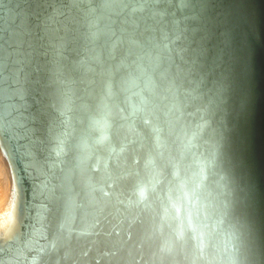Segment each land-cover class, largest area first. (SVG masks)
I'll use <instances>...</instances> for the list:
<instances>
[{
	"label": "bare ground",
	"instance_id": "obj_1",
	"mask_svg": "<svg viewBox=\"0 0 264 264\" xmlns=\"http://www.w3.org/2000/svg\"><path fill=\"white\" fill-rule=\"evenodd\" d=\"M106 118L135 124L158 168L180 171L179 214L150 195L128 213V243L127 223L106 240L91 215L66 238L73 184L96 162ZM49 123L50 146L63 140L72 153L55 170L66 226L59 237L35 232L29 244L6 246L5 264H264V0H0V131L15 137L0 138V225L18 189L21 231L34 223L27 173L39 199L52 168L34 133Z\"/></svg>",
	"mask_w": 264,
	"mask_h": 264
},
{
	"label": "snow or ice",
	"instance_id": "obj_2",
	"mask_svg": "<svg viewBox=\"0 0 264 264\" xmlns=\"http://www.w3.org/2000/svg\"><path fill=\"white\" fill-rule=\"evenodd\" d=\"M114 85H109V92ZM49 108L52 112H57V108L50 102ZM58 115L63 113L57 112ZM70 117L66 118L64 123H69ZM146 127L152 123L150 119L143 121ZM211 121L206 122V126ZM49 124L45 125L44 132H35L44 142L43 154L45 155V166H51L52 171L45 179L39 182L41 196L35 198L37 187L36 176L32 172L27 174L33 178V196L38 201L36 215L32 217L34 223L28 225V231H21L22 228V205L19 200V189L13 195V201L9 212L6 214V222L0 225V254L20 245L21 243H30L25 241V237H31L33 233L38 232L43 235L51 230L58 237L64 232L66 226V208L64 186L56 174V169L62 167L71 157V150L67 147L65 141L61 140L59 146H50L48 138ZM102 131L96 140L95 156L96 162L91 164L90 169H82V180H77L73 184V191L76 193L74 198V210L71 212L72 227L68 229L67 237L70 239L77 231V223L88 216L95 217V225L102 226L96 233L98 236L106 237L110 240L113 236H120L116 228H120L127 223L128 238L125 243L132 242V222L129 220V212L134 207L144 205L147 207L150 195L157 201L163 203L166 197L168 203L176 208L179 214L180 209L172 199V193L175 190L174 181L180 176V171L173 170L169 176L165 169L158 168L156 157L148 150L147 146L138 142L137 137L143 135L141 129L135 124L125 125L112 119H105L102 124ZM203 131V130H202ZM0 138L14 139L7 127L0 131ZM159 141L160 137L157 136ZM91 148V145H85ZM156 147H159L157 143ZM37 149L32 152H40ZM53 157L56 159L54 160ZM26 166V171H27ZM86 173V175H85ZM206 176L204 175L201 184ZM20 177L17 174V184ZM180 189L186 188V184L181 182ZM200 187V185H198ZM76 198H80L79 203H75ZM183 198L190 200L191 196L187 191L183 192ZM82 210V215H81ZM37 225L39 227H37ZM188 226L195 228L191 214L188 217ZM110 228V230H108ZM179 235L183 236V232ZM55 247V245H53ZM203 248V244L201 245ZM0 264L5 261L0 259ZM15 264H19L16 261ZM35 264V259L33 260ZM106 264H147L143 257L139 260H113L109 259ZM153 264H164L163 261H153ZM172 264V261L168 262ZM191 264H199V261H192Z\"/></svg>",
	"mask_w": 264,
	"mask_h": 264
},
{
	"label": "rangeland",
	"instance_id": "obj_3",
	"mask_svg": "<svg viewBox=\"0 0 264 264\" xmlns=\"http://www.w3.org/2000/svg\"><path fill=\"white\" fill-rule=\"evenodd\" d=\"M59 17H60V16H59ZM65 36H69V34L67 35V33H66V34L62 35L61 37L63 38V37H65ZM58 37H59V38H58ZM58 37H57V38H54V39H62L60 36H58ZM66 45H67V46H66ZM71 46H72L71 44H65V47H66V48L71 47ZM62 50H63V49H62ZM64 51L66 52V49H64ZM80 55H81V54H80ZM80 55H79V56H80ZM56 72H57V71H53V72H52V71L50 72L49 70L47 71V73H48V74L51 73V75L55 74ZM50 81H51V82H50ZM50 81H48L49 83L47 82V84L53 83V80H50ZM67 85H68V84H67ZM74 85H75V84H74ZM68 86H73V85H72V84H69ZM188 110H189V109L187 108L185 111H188Z\"/></svg>",
	"mask_w": 264,
	"mask_h": 264
}]
</instances>
